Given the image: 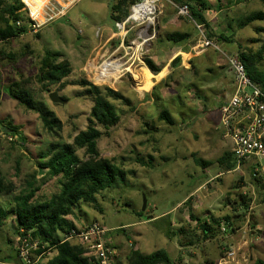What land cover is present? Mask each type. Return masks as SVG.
Instances as JSON below:
<instances>
[{"label":"rangeland","instance_id":"374dc122","mask_svg":"<svg viewBox=\"0 0 264 264\" xmlns=\"http://www.w3.org/2000/svg\"><path fill=\"white\" fill-rule=\"evenodd\" d=\"M11 1L0 0V15ZM119 1L69 0L68 4L74 5L66 14L46 20L36 33L29 30L30 13L24 5L19 11L21 26L17 27L25 31L19 37L0 41V177L15 187L10 194H0V203L8 210L14 207V197L29 191L31 185L40 187L37 195L40 200L59 193L60 178L51 177L47 170L41 172L40 166L48 161L46 153L53 146L59 151L72 144L74 137L89 125L93 101L81 86V80L91 81V70L114 53L116 57L125 55L123 49L118 51L120 39L115 36V25L121 20H116L119 14L113 8ZM206 1L209 11L204 13L211 26L207 31L231 39L222 43L229 47L223 48L226 52L249 54L262 48L264 20L242 29L239 24L248 15L264 13V0ZM163 6L155 29L137 26L126 39L129 55L124 62L131 59L124 68L131 67L132 74L126 73L105 85L130 102L109 98L120 122L109 129L98 126L102 133L98 141L100 155L121 168L125 180L100 192L96 205L80 201L68 219L79 227L100 223L108 229L116 264H128L133 249L144 255L166 250L175 264H264V233L259 237L251 215L249 219L244 216L249 211L241 204L250 203L251 207V203L261 201L256 179L262 181V167L254 176L257 159L252 166L244 163L240 169L231 171L218 162L232 150L230 138L224 136L220 115L229 91L220 89L225 84H218L219 77L220 82L227 84L234 81L226 59L208 49L205 62L192 65L184 73L177 65L171 78L144 88L140 68L146 57H153L156 46L165 48L166 55H161L165 63L175 54L173 47L178 44L168 40L170 34L182 31L190 37L192 45L198 40L194 23L178 14L176 7L181 4L164 0ZM0 26H4L2 21ZM151 36L152 40L140 46ZM134 39L138 45L129 50ZM47 51L59 52L61 60L70 61L74 67L63 85L42 90L35 80L29 87L35 100L45 104L62 121L63 128L57 133L49 132L36 112L9 95L14 82L39 74L41 59ZM219 58L224 61L220 67L222 76H218V68L214 70ZM260 68L264 70V58ZM54 92L66 103H53L49 95ZM164 110L172 115L173 124L160 119ZM78 154L84 156V150H78ZM219 173L222 175L215 178ZM212 215L220 219L231 215L236 230L227 228L222 220L220 227H215L216 236L206 239L199 222L191 216L202 221ZM154 217L155 221L150 220ZM168 230L173 233L171 237ZM21 238L16 217L11 214L6 224L0 226V264H21L18 251ZM37 241L31 238L33 244ZM233 249H240L238 256L227 263V255ZM36 251L31 253L34 264H45L55 254L54 249L41 254Z\"/></svg>","mask_w":264,"mask_h":264},{"label":"trees","instance_id":"16d2710c","mask_svg":"<svg viewBox=\"0 0 264 264\" xmlns=\"http://www.w3.org/2000/svg\"><path fill=\"white\" fill-rule=\"evenodd\" d=\"M134 1L120 0L118 2L113 8L119 14L116 20H123L128 17L129 8ZM173 1L181 5H187L194 23L204 25L209 39L217 41L224 49L228 50V45H222V43L223 41L231 42V39L224 35L216 37L213 33L207 31V29H211V26L204 13L209 11L206 0ZM22 6H24L23 3L12 0L2 10L0 21L4 23V26H0V41H8L19 37L25 31V28L17 27V22L21 21L19 11ZM263 20L264 13H253L239 24V28L242 29L255 21ZM10 22H13V24ZM187 37V34L175 32L168 36V40L173 43H180ZM61 57L62 55L59 52L47 51L41 59L40 72L36 77L29 76L16 81L9 88V95L20 105L36 112L44 127L51 133L61 131L63 123L54 111L49 110L42 102L35 100L32 89H29V87L34 84L35 80L42 90H49L54 85H63L64 80L70 76L74 67L70 61L61 60ZM239 57L251 79L264 88V70L260 68V63L264 58V43L256 53L245 54L240 52ZM180 61L181 58L176 57L172 61L171 67L179 64ZM144 63L153 74L161 72V68L152 59L146 57ZM80 84L86 88L93 101L88 118L89 125L86 130L80 131L74 137L72 144H66L59 151L53 146L46 153L48 161L40 166L41 172L47 170L51 177L60 178L61 188L59 193L49 199L40 200L37 198L40 187L31 185L29 191L14 197V207L11 210L0 203V226H4L8 217L13 214L16 217L19 230H24L25 233L31 231L32 237L39 239L40 246L36 251L37 254H41L48 249L55 250L53 257L45 264H90L88 259L84 257L86 251L82 246L63 241L64 236L76 228V225L68 219V216L73 214L76 205L80 201L96 205L98 202L97 195L100 192L115 187L118 181L125 180V172L121 168L111 160L101 157L98 141L102 133L98 126L109 129L120 122V115L109 101V98L123 101L126 104L130 102L121 93L108 86L100 87L87 79L81 80ZM160 119L165 120L168 124L174 123L172 115L167 110L161 113ZM13 133L18 132L13 130ZM78 150H84V156L81 157ZM218 162L226 171L236 168V161L232 152L224 153ZM199 164L207 165V163L201 161H199ZM256 181H259V179H256ZM14 188L12 183L6 184L3 178L0 177V194H10L14 191ZM241 204L248 212L250 203ZM191 219L199 222L206 239L216 236L215 227H220L222 220L226 222L227 228L231 229L234 226L231 215L223 219L216 218L213 215L202 221L193 216H191ZM232 229L236 230L235 227ZM167 235L171 237L173 233L168 230ZM128 261V264H175L166 250H156L151 254L144 255L139 250L133 249Z\"/></svg>","mask_w":264,"mask_h":264},{"label":"built area","instance_id":"2783aa9c","mask_svg":"<svg viewBox=\"0 0 264 264\" xmlns=\"http://www.w3.org/2000/svg\"><path fill=\"white\" fill-rule=\"evenodd\" d=\"M26 10L30 13L31 23L29 30L36 33L46 20H52L53 17L61 15L60 9L57 8V3L54 0H48L41 8V11H33L25 0H22ZM164 0H135L131 5L130 13L126 19L116 23L117 32L115 36L120 39L118 51L123 49L125 55L116 57L114 53L110 58L105 59L98 67L91 70V82L95 85H109L113 81L121 79L126 73H131L129 68H124L125 64L129 63L124 60L129 55L128 49L125 47L126 39L131 31L140 25H144L148 30L155 29L158 17L163 13ZM62 9V6L60 7ZM178 14L189 21L193 22L191 11L187 5L177 6ZM45 18L44 22L37 19L38 14ZM200 37V44L195 48L196 52L212 49L219 52L227 61V65L234 79L235 91L230 98L225 101L220 107L221 124L225 130V137L230 138L232 143V154L236 161L235 170L240 169L245 162L257 159L258 166L255 167V174L259 173V167L264 161V88L255 83L248 75L245 65L238 54L226 52L223 47L214 40L209 39L204 25L195 24ZM17 26H21V22H17ZM154 36L148 37L142 41L140 46H144ZM138 41H131L129 50ZM139 47V46H138ZM198 50V51H197ZM112 58V59H111ZM112 62L118 63L117 71L104 69L107 64ZM246 214L249 219L250 213L253 211V206L248 209ZM225 230V229H224ZM21 243L18 251L21 258V264H34L31 259L32 250H38L40 242L34 244L31 242L32 232L27 233L20 230ZM109 230L100 223H93L83 227L76 226L64 236V242H70L74 245H80L85 249L84 257L90 264H116V253L109 239ZM240 249H233L227 255L228 261H234Z\"/></svg>","mask_w":264,"mask_h":264},{"label":"crops","instance_id":"0c3cea01","mask_svg":"<svg viewBox=\"0 0 264 264\" xmlns=\"http://www.w3.org/2000/svg\"><path fill=\"white\" fill-rule=\"evenodd\" d=\"M54 2L57 3L56 5H57V8L60 9V11H61V16L66 14V12L74 5L72 3L68 4L69 0H54ZM61 6H62V9L60 8ZM220 12H217V14H219ZM217 14H215V15H217ZM215 17H213L210 21H212ZM181 33L186 34V33L182 32V31H181ZM197 34H198V31H197ZM197 39H198L197 40V44H195V45H192L190 37H187L185 40H183L180 43L176 44V47H173V49H174L173 51H174L175 54L173 56H171V58H169L168 61L165 62V63L162 61V58H161L162 54L166 55V53H167L165 48L156 46V49H155L156 51L153 53V57H151V59L154 61V63L157 66H159L161 68V72H159L158 74H153L148 69L146 64L143 63V67L140 68L142 70V72H141V80H143V81L146 80L145 79V78H147V73L146 72L148 71L154 77L153 85H152V87H153V86H156V85L160 84L164 80H166L167 77L171 78V76H172L171 75V71L173 69H175L174 67L175 66L177 67V65H179L181 67V73H184L183 70H186V69L188 70V68H190L192 65H195L198 62H205L206 58H207V55L205 56L204 54H206L207 51H209V50L196 52L195 48L200 44L199 35H197ZM176 57H180L181 61H180L179 64L175 65L174 67H171V63ZM221 62L222 63L224 62L223 60H221V58H219L218 60L215 61L214 70H216L218 68V70H219L218 71L219 72L218 76L221 75V72H222L221 69H220V67L222 65ZM221 80H222V77H219L218 84L219 83H220V85L225 84V86H222L220 89L221 90H225V91H229V94H228V92H226L227 95L225 97V101H227L230 98V96L235 91L234 81L231 84L230 83L227 84L226 81L225 82H220ZM149 90L150 89H148L147 92ZM255 161H256L255 159H252V160H249V161H247L245 163H247L249 166H252V165H254ZM261 167H262L261 168L262 169V173H261L262 181H260V180L257 181L259 183L257 185V187L259 189V194L258 195H259L261 201L258 202V203H251V205L253 206V211H252L253 213L250 214L251 217H252V221H253L252 224L256 225L254 228L256 229L257 233L260 235L259 237H262V235L264 233V162H263V164H261ZM221 175H222V173H219L217 176H215V178H218ZM212 179H214V178H211V180ZM206 183H209V181H207ZM201 188H202V185L199 186L198 189L200 190ZM156 219H157V217H154L153 219H150V220H154L155 221Z\"/></svg>","mask_w":264,"mask_h":264},{"label":"bare ground","instance_id":"6f19581e","mask_svg":"<svg viewBox=\"0 0 264 264\" xmlns=\"http://www.w3.org/2000/svg\"><path fill=\"white\" fill-rule=\"evenodd\" d=\"M26 2H27V4L29 5V7L31 6L32 7V10L33 11H41V8H42V4H43V2H46V1H48V0H25ZM39 17H41V19H39ZM37 19L40 21V22H44L45 21V18L41 15V13H39L38 14V16H37ZM118 63H115V62H112V63H110V64H107L105 67L106 68H104V69H106V71L107 70H110V71H117L118 70V65H117ZM148 74H147V78H145L146 80H145V87L144 88H147V87H152V85H153V79H154V77L149 73V72H147ZM134 78H135V80H137L138 78H137V76L135 75V76H133ZM156 80V79H155Z\"/></svg>","mask_w":264,"mask_h":264},{"label":"water","instance_id":"95a60500","mask_svg":"<svg viewBox=\"0 0 264 264\" xmlns=\"http://www.w3.org/2000/svg\"><path fill=\"white\" fill-rule=\"evenodd\" d=\"M49 98L53 103H60V104L66 103V101L57 92L51 93L49 95ZM146 206H147L146 198L144 197L143 211L146 210Z\"/></svg>","mask_w":264,"mask_h":264}]
</instances>
